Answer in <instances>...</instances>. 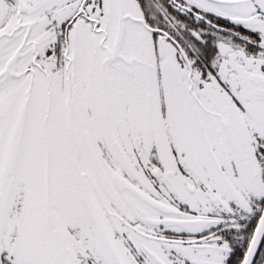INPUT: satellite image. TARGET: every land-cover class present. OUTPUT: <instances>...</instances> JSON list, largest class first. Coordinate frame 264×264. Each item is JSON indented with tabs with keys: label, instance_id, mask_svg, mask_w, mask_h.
I'll return each instance as SVG.
<instances>
[{
	"label": "snow or ice",
	"instance_id": "obj_1",
	"mask_svg": "<svg viewBox=\"0 0 264 264\" xmlns=\"http://www.w3.org/2000/svg\"><path fill=\"white\" fill-rule=\"evenodd\" d=\"M0 264H264V0H0Z\"/></svg>",
	"mask_w": 264,
	"mask_h": 264
}]
</instances>
